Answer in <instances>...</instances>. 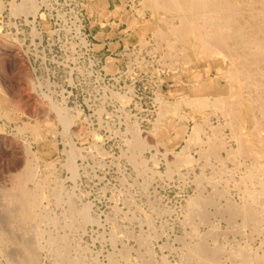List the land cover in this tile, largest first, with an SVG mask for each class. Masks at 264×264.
<instances>
[{"label": "rangeland", "instance_id": "obj_1", "mask_svg": "<svg viewBox=\"0 0 264 264\" xmlns=\"http://www.w3.org/2000/svg\"><path fill=\"white\" fill-rule=\"evenodd\" d=\"M151 13L143 0H0V212L15 209L27 164L47 176L40 207L47 218L35 226L43 235L38 264H60L49 245L58 236L83 264H196L186 246L201 239L230 252L246 247L264 254L263 230L240 232V221L216 211L243 202L245 168L236 171L227 159L236 144L223 116L187 106L178 109L179 118L161 116L163 106L207 93L202 83L224 87V79L190 54L185 66L171 60L168 43L156 36L168 15ZM177 123L184 129L175 131ZM215 128L223 131L222 163L205 154ZM134 133L146 145L138 156ZM184 158L190 163L178 165ZM197 198L216 203L206 223L190 220ZM69 204L86 207L90 223L81 225ZM14 217L0 223L7 242L1 252L10 251L11 226L25 229Z\"/></svg>", "mask_w": 264, "mask_h": 264}, {"label": "bare ground", "instance_id": "obj_2", "mask_svg": "<svg viewBox=\"0 0 264 264\" xmlns=\"http://www.w3.org/2000/svg\"><path fill=\"white\" fill-rule=\"evenodd\" d=\"M143 5L145 9L151 10L156 15L159 13L168 15L162 20L166 29H158L156 36L166 41V44L168 43L166 48L171 60L185 66L190 61L187 58L190 54L194 57L193 60L190 58L193 62L208 63L215 67L219 77L224 79V87L215 80L202 83L201 87L206 88L207 93L182 100L177 104L175 102V106L165 105L161 116L164 117L169 112L176 114L183 106L201 115L208 111L221 114L225 120L223 128L229 129L230 139L236 144L235 150L227 152V159L232 161L236 171L245 168L240 175L239 186L242 187L243 201L240 205H229L220 210L216 208L214 200L197 198L190 206V220L193 217H200L201 222H205L208 219V209L213 207L218 213L221 211L230 222L240 221L238 231L250 230L251 234L261 233L262 230L264 231V0H143ZM25 7L20 8L19 11L24 12ZM176 21L178 25H174ZM60 114H58L59 121L67 125V118ZM177 114L179 118L180 112ZM204 123L208 124L206 119ZM160 124L162 123H158ZM177 124L175 131L184 129L181 124ZM36 127L34 126L35 129ZM222 132L221 128L213 129V137L206 142L208 149L205 154L216 159L218 163L221 162L220 152L225 146ZM198 133L199 128L196 127L192 134V141H197ZM136 134H132L131 145L138 156L137 153L142 152L146 145L144 146ZM135 156L132 159L137 163ZM32 160H35V156H32ZM189 163L190 160L187 158L177 160L180 166ZM70 168H72V162ZM23 173V179L18 182L14 192L15 209H2L0 223L12 224V219L17 213L20 223L26 226L23 230L14 228L15 226L10 227V251L5 252V248L3 252L0 250V259L2 257L3 260L11 259L14 264H38V254L43 247L41 245L43 235L41 229L38 230L35 226L39 222L45 223L44 220L47 218L46 211L40 210L45 198L44 182L46 181L42 179L44 176H39L38 170L31 164L25 166ZM217 182L216 185L220 183ZM26 186L31 188L28 189ZM222 192H216L215 196H221ZM69 208V211L80 219L81 225L89 222L86 207L78 210L74 204H69ZM26 227H29V232L26 231ZM3 235L0 228L2 246L7 243L3 242L5 239ZM211 237H215V233H212ZM8 240L10 241L9 236ZM49 245L59 255L60 264H83L84 260L82 261L79 257H71L70 244L66 238L52 237ZM186 249L187 259L193 260L196 264H222L223 257L227 258L229 264H264V254L256 255L246 247L237 251H226L219 246L211 247L205 239H201L194 245H187ZM123 252L126 254L125 251Z\"/></svg>", "mask_w": 264, "mask_h": 264}]
</instances>
